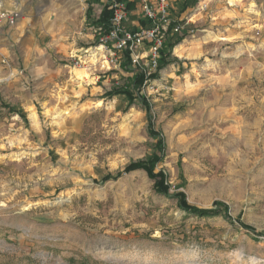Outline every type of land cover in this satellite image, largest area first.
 Returning a JSON list of instances; mask_svg holds the SVG:
<instances>
[{
	"label": "rangeland",
	"instance_id": "rangeland-1",
	"mask_svg": "<svg viewBox=\"0 0 264 264\" xmlns=\"http://www.w3.org/2000/svg\"><path fill=\"white\" fill-rule=\"evenodd\" d=\"M88 2L0 0V264H264V0L192 13L140 89L150 120L102 99L132 78L123 59L83 81ZM149 121L166 195L144 170L115 175L155 152ZM177 192L223 213L187 214Z\"/></svg>",
	"mask_w": 264,
	"mask_h": 264
},
{
	"label": "built area",
	"instance_id": "built-area-1",
	"mask_svg": "<svg viewBox=\"0 0 264 264\" xmlns=\"http://www.w3.org/2000/svg\"><path fill=\"white\" fill-rule=\"evenodd\" d=\"M101 1L108 5L110 12L108 28H89L94 42L85 52L90 56L101 48L110 62L124 60L126 53L129 66L142 73L144 87L153 80L151 76L158 69L167 41L174 42L180 36L190 34L189 25L194 23L190 18L192 13H205L209 4L216 0ZM7 15L6 20L12 24L11 14ZM133 17H137L136 23L131 21Z\"/></svg>",
	"mask_w": 264,
	"mask_h": 264
},
{
	"label": "trees",
	"instance_id": "trees-1",
	"mask_svg": "<svg viewBox=\"0 0 264 264\" xmlns=\"http://www.w3.org/2000/svg\"><path fill=\"white\" fill-rule=\"evenodd\" d=\"M94 4L98 6L99 12L94 15L93 7ZM110 12L108 9V5L104 4L101 5V2L99 0H93L92 2H88V8L85 13V20L87 22L88 29L90 27H101V28H108V21H109ZM184 36H180L177 38L174 42L167 41L165 48L162 52V57L158 66L157 71L161 69L162 66L166 65L167 61V55L169 54L170 50L173 49L177 44H179L183 40ZM166 63V64H165ZM120 67H122V70L126 73H133L132 78L126 79L125 82L121 86L113 87L109 91L105 92L102 95V99H111L113 97L123 98L125 99L126 107H130L134 101L138 100L141 105L143 106L147 119L150 120L151 117V110L148 102L146 99L142 96H139L140 89L143 85V75L140 71L133 69L129 66L128 63V56L125 53L123 62L120 63ZM156 73L152 74V79H155L158 77V74ZM138 93H136V92ZM148 133L152 139H156V142L153 145V149H155V152L147 157L145 160L137 161L134 163H130L128 166L124 168L122 172H117L115 175L116 177H120L123 173H129L130 171L134 170H144L146 172V175L150 180L155 181L154 189L157 192V194L166 195L167 190L163 187V184L167 182L165 175L162 171L155 172V167L158 163L162 161V142L160 138H158V133L155 131V129L152 127L150 121L147 125ZM169 198L173 199L177 205V207L182 210L183 212L187 214H191L197 217H213L222 215L223 211H221V205L218 204V207L215 209H201L198 207H194L191 205H186L184 201V195L182 193H174L173 195L169 196ZM226 217V216H224ZM228 220L229 218L226 217ZM246 230L250 231L251 233H254L255 235H258V232L255 230L245 227Z\"/></svg>",
	"mask_w": 264,
	"mask_h": 264
},
{
	"label": "bare ground",
	"instance_id": "bare-ground-1",
	"mask_svg": "<svg viewBox=\"0 0 264 264\" xmlns=\"http://www.w3.org/2000/svg\"><path fill=\"white\" fill-rule=\"evenodd\" d=\"M230 3H232V2H229V4ZM7 4V3H6ZM233 4V3H232ZM1 5H2V3H1ZM1 5H0V7H1ZM10 6V5H9ZM16 10V9H15ZM197 13H200V12H197ZM177 49V51L180 49V47H178V48H176ZM102 52V53H101ZM102 54H104L103 53V51H102V49L100 48V49H98L96 52H94V53H92V54H90V59H89V61H90V64H89V66L88 67H86V69H84V67H83V70H84V72H83V81H86L87 79H89V77H90V75L89 74H87V73H85V71H87V70H92V69H96L98 66L99 67H102L103 66V69H105V70H107V69H110V67L106 64V56H105V54H104V56L105 57H103V55ZM181 56V55H180ZM61 114V112L58 114V116ZM57 116V117H58ZM31 118H32V121L34 122V124H37V119H36V116H35V114L34 113H32L31 114ZM55 118H56V116H55ZM37 126V125H36Z\"/></svg>",
	"mask_w": 264,
	"mask_h": 264
},
{
	"label": "crops",
	"instance_id": "crops-1",
	"mask_svg": "<svg viewBox=\"0 0 264 264\" xmlns=\"http://www.w3.org/2000/svg\"><path fill=\"white\" fill-rule=\"evenodd\" d=\"M98 12H99V10H98ZM199 14H200V13H197V14L193 15L192 20H194V21H199V19H198ZM131 21H133V23H136V22H137V17H133V18L131 19ZM129 74H130V73H127V75H129ZM129 76H130V75H129Z\"/></svg>",
	"mask_w": 264,
	"mask_h": 264
}]
</instances>
